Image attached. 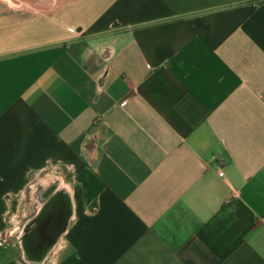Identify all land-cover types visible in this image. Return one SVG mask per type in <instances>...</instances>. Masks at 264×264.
Returning <instances> with one entry per match:
<instances>
[{
	"label": "crops",
	"instance_id": "obj_1",
	"mask_svg": "<svg viewBox=\"0 0 264 264\" xmlns=\"http://www.w3.org/2000/svg\"><path fill=\"white\" fill-rule=\"evenodd\" d=\"M48 176L43 264H264V0H0V264Z\"/></svg>",
	"mask_w": 264,
	"mask_h": 264
},
{
	"label": "water",
	"instance_id": "obj_2",
	"mask_svg": "<svg viewBox=\"0 0 264 264\" xmlns=\"http://www.w3.org/2000/svg\"><path fill=\"white\" fill-rule=\"evenodd\" d=\"M29 194L36 204V211L20 230L22 259L26 264H43L72 217L71 192L62 177L48 176L32 183ZM31 244H37V248L31 249L28 246Z\"/></svg>",
	"mask_w": 264,
	"mask_h": 264
},
{
	"label": "built area",
	"instance_id": "obj_3",
	"mask_svg": "<svg viewBox=\"0 0 264 264\" xmlns=\"http://www.w3.org/2000/svg\"><path fill=\"white\" fill-rule=\"evenodd\" d=\"M210 161L213 162V163H217L219 166L222 165V162H220V161L217 162V159L215 157L211 158ZM218 174L220 176H223V172L221 170L218 172Z\"/></svg>",
	"mask_w": 264,
	"mask_h": 264
}]
</instances>
